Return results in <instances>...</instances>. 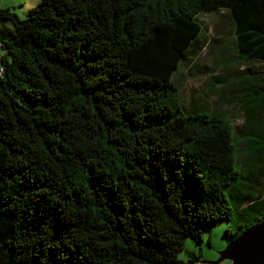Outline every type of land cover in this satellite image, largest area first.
<instances>
[{"label":"trees","instance_id":"16d2710c","mask_svg":"<svg viewBox=\"0 0 264 264\" xmlns=\"http://www.w3.org/2000/svg\"><path fill=\"white\" fill-rule=\"evenodd\" d=\"M233 64L264 62V0H41L0 19V264H193L185 238L264 220V73L246 81L249 163L226 112L183 104L202 13ZM251 97V98H250Z\"/></svg>","mask_w":264,"mask_h":264},{"label":"rangeland","instance_id":"374dc122","mask_svg":"<svg viewBox=\"0 0 264 264\" xmlns=\"http://www.w3.org/2000/svg\"><path fill=\"white\" fill-rule=\"evenodd\" d=\"M40 1L0 0V9L10 8L19 17L27 18L30 9ZM200 19L203 32L191 49L190 61L180 65L174 73V79L180 87L186 108L203 107L228 114L239 141V162L247 172L250 166L244 154L248 147L244 132L247 121L243 105L248 88L243 78H248L256 72L264 73V62L252 61L246 65L232 63L236 42L229 11L202 13ZM1 26H8L15 31L13 23L9 20L0 19ZM1 53L3 51L0 44V64ZM262 126L264 128V122ZM257 168L258 172L252 178L254 181L264 182V163L259 161ZM228 225L227 220H222L203 226L200 243L191 235L187 236L185 249L179 253V258L186 262L195 257L199 259L193 264H212L217 261L220 252L229 244V238L225 235ZM218 264L233 263L225 259Z\"/></svg>","mask_w":264,"mask_h":264},{"label":"water","instance_id":"95a60500","mask_svg":"<svg viewBox=\"0 0 264 264\" xmlns=\"http://www.w3.org/2000/svg\"><path fill=\"white\" fill-rule=\"evenodd\" d=\"M225 259L233 264H264V220L247 228L231 241L212 264Z\"/></svg>","mask_w":264,"mask_h":264},{"label":"built area","instance_id":"2783aa9c","mask_svg":"<svg viewBox=\"0 0 264 264\" xmlns=\"http://www.w3.org/2000/svg\"><path fill=\"white\" fill-rule=\"evenodd\" d=\"M0 72H2V67H0Z\"/></svg>","mask_w":264,"mask_h":264},{"label":"crops","instance_id":"0c3cea01","mask_svg":"<svg viewBox=\"0 0 264 264\" xmlns=\"http://www.w3.org/2000/svg\"><path fill=\"white\" fill-rule=\"evenodd\" d=\"M1 56H2V53H1Z\"/></svg>","mask_w":264,"mask_h":264}]
</instances>
